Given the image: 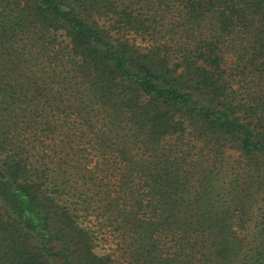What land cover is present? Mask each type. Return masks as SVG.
<instances>
[{
  "label": "trees",
  "instance_id": "1",
  "mask_svg": "<svg viewBox=\"0 0 264 264\" xmlns=\"http://www.w3.org/2000/svg\"><path fill=\"white\" fill-rule=\"evenodd\" d=\"M0 264H264V0H0Z\"/></svg>",
  "mask_w": 264,
  "mask_h": 264
}]
</instances>
